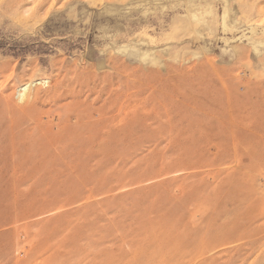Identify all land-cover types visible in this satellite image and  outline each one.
Returning a JSON list of instances; mask_svg holds the SVG:
<instances>
[{
  "label": "rangeland",
  "instance_id": "rangeland-1",
  "mask_svg": "<svg viewBox=\"0 0 264 264\" xmlns=\"http://www.w3.org/2000/svg\"><path fill=\"white\" fill-rule=\"evenodd\" d=\"M255 245L264 0H0V264Z\"/></svg>",
  "mask_w": 264,
  "mask_h": 264
},
{
  "label": "bare ground",
  "instance_id": "bare-ground-1",
  "mask_svg": "<svg viewBox=\"0 0 264 264\" xmlns=\"http://www.w3.org/2000/svg\"><path fill=\"white\" fill-rule=\"evenodd\" d=\"M73 90V89H72ZM71 91V90H70ZM74 92H75V90H74ZM72 94V93H71ZM74 95H72V96H70L71 97V100L68 102L70 105H75V104H77L79 101H78V94H76V93H73ZM84 103V102H83ZM74 107V106H73ZM83 108V107H82ZM85 120V119H84ZM237 244H239V243H237ZM236 244V245H237ZM251 244V243H250ZM250 244L248 245V246H250ZM256 244V243H255ZM259 244H261L260 242L258 243V246H260ZM228 245V244H227ZM226 245V246H227ZM240 245H243V244H240ZM168 246H170V245H168ZM178 246V245H177ZM180 246V245H179ZM221 246V245H220ZM234 246V245H233ZM238 246V245H237ZM258 246L256 247V245L254 246V247H256V248H258ZM262 247V246H261ZM198 248V247H197ZM224 248V247H223ZM244 249L246 248V245L243 247ZM251 249H253L252 248V246L250 247ZM255 248V249H256ZM260 248V247H259ZM258 248V249H259ZM194 250H195V248H193ZM193 249H191V250H188V251H179V250H173V249H170V248H167L166 249V253H167V258H164L163 259V257L161 258V260H159L158 261V264L159 263H163V264H202V263H204L205 261H206V259H207V256H206V253L208 252H206V251H193ZM202 249H205V248H202ZM221 249H222V247H221ZM220 249V250H221ZM236 249H237V247H236ZM217 250V249H216ZM223 250V249H222ZM246 250V249H245ZM230 251H231V249H230ZM235 251H238V250H235ZM242 251V250H241ZM240 251V252H241ZM255 251V250H254ZM257 251V250H256ZM223 252V251H222ZM226 253H227V251H225ZM224 252V253H225ZM233 252V251H232ZM239 252V253H240ZM244 252V254H246L245 253V251H243ZM165 253V254H166ZM217 253H218V251H217ZM235 253H237V252H235ZM242 253V252H241ZM240 253V254H241ZM250 253H253V252H250ZM258 253H260V254H257L256 253V257L254 258V260L255 261H260V262H257V263H259V264H262L263 262H264V247L263 248H260V250H259V252ZM150 254H152V253H150ZM239 254V255H240ZM244 254H241V255H244ZM249 254V253H248ZM248 254H246L247 255V257H243V256H240V257H243L242 258V262H240V264H243V261L244 260H246L247 258H248ZM254 254V253H253ZM153 255V254H152ZM163 255V254H162ZM216 255H218V254H216ZM236 255H238V254H236ZM155 256H157V255H155ZM154 256V257H155ZM231 256H232V254H231ZM231 256H230V258H231ZM261 256V257H260ZM158 257V256H157ZM161 257V256H160ZM211 257V256H210ZM227 257H228V259H229V255H227ZM233 257V256H232ZM237 257V256H236ZM235 257V258H236ZM218 259L220 258V257H217ZM216 258V259H217ZM149 259H151V258H149ZM160 259V258H159ZM216 259L214 260V261H216ZM238 259L239 260H241L239 257H238ZM236 260V259H234V260H236L237 262L239 261V260ZM212 260V259H211ZM229 260H231V259H229ZM229 260H227L228 261V263H230L229 262ZM233 260V259H232ZM161 261V262H160ZM213 261V260H212ZM254 261V262H255ZM220 262V261H219ZM236 262V263H237ZM251 262H253V260L251 261ZM151 263H153V264H155L154 262H151ZM226 263V262H225ZM227 263V264H228ZM233 262L231 261V264H232ZM247 263V262H246ZM149 264V263H148ZM221 264V263H220ZM238 264V263H237ZM250 264V263H249ZM252 264V263H251Z\"/></svg>",
  "mask_w": 264,
  "mask_h": 264
}]
</instances>
